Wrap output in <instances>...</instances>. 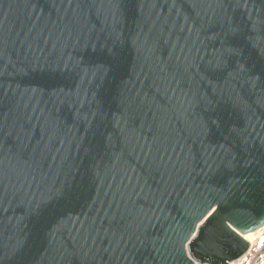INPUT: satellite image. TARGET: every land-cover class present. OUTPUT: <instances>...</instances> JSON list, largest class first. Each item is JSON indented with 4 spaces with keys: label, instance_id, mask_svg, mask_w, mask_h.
I'll list each match as a JSON object with an SVG mask.
<instances>
[{
    "label": "water",
    "instance_id": "obj_1",
    "mask_svg": "<svg viewBox=\"0 0 264 264\" xmlns=\"http://www.w3.org/2000/svg\"><path fill=\"white\" fill-rule=\"evenodd\" d=\"M45 3L0 0L6 66L0 79L4 153L14 165L13 154L19 147L16 121L25 105H30L29 113L34 107L37 114L43 110L50 131L58 132L56 159L48 161L51 167L46 166L35 179L31 175L19 183L13 179L0 203V264H177L176 234L214 198L204 191L205 149L219 152L228 140L242 157L264 159V149L252 134L254 128L261 132L264 125V106L258 101L264 85V55L247 46L246 72L226 86L221 81L219 89L197 92L184 85L175 94L157 95L149 87L150 71L154 73L160 60L167 59V52L163 47L153 52L145 41L152 14L161 11V6L154 8L153 0H115L105 6L98 21L91 20L90 39L77 41L54 26L42 36L32 30L30 18L46 12ZM227 11L247 28L250 14L264 16V0H248L247 10L241 6ZM149 92L156 97L159 119L169 126L173 139L186 144L189 164L174 175L175 189L169 187L171 195L160 204L162 212L157 211L151 220L152 243L123 255H105L91 242L85 245L72 222L83 218L100 184L111 180L117 157L123 154L129 166L135 167L136 158L129 155L131 143L135 135L148 132L145 120L152 119L146 115L147 108L141 110L137 98ZM44 123L33 118V141L40 139ZM231 129L249 139L246 147L232 139ZM260 169V163L242 167L230 178L236 182L228 194L230 203L247 206L235 212V223L214 222L223 246L221 255L239 252L235 257L239 259L249 247L244 234L264 225V200L253 195L260 184ZM146 179L153 190L161 187L159 176ZM229 223L239 233L238 239L231 230L224 232ZM205 263L229 264L219 256L201 262Z\"/></svg>",
    "mask_w": 264,
    "mask_h": 264
},
{
    "label": "snow or ice",
    "instance_id": "obj_2",
    "mask_svg": "<svg viewBox=\"0 0 264 264\" xmlns=\"http://www.w3.org/2000/svg\"><path fill=\"white\" fill-rule=\"evenodd\" d=\"M114 2L115 0H46V12L42 11L35 20L30 18L32 30L39 31L42 36L49 30V26H54L62 34L67 33L70 38L75 36L77 41L90 39L93 31L90 27L91 20L95 17L98 21L105 6ZM247 4L248 0H162L161 5V0H153V7L161 6L162 10L153 12L154 18L148 28L145 44L153 52L163 47L167 52V59L160 60L154 73L150 71L153 76L150 89L155 88L157 95L161 92L167 95L168 92L175 94L184 85L195 87L199 92L203 88L219 89L221 81L225 86L235 82L241 73L246 72L247 46L257 48L264 55V16L252 17L250 14L248 27L242 28L234 17L228 15L227 9H239L243 6L247 10ZM2 27L3 22L0 21V79L6 72ZM260 87L258 101L260 106H264V85ZM137 99L141 110L147 108L146 115L152 119L150 122L145 120L148 132L135 135L134 142L131 143L129 155L135 156V167L129 166L123 154L117 157L111 180L106 178L100 184L83 218L77 217L72 222V229L78 238L85 245L91 242L93 248L103 251L105 255H123L152 243L151 233L148 231L151 220L157 211L162 212L160 204L166 196L171 195L169 187L175 189L174 175H178L189 164L184 151L186 144L174 140L169 126L159 119L161 110L156 104V97L149 92ZM29 107L30 105H25L23 114L17 116L19 147L13 154L14 165L0 143V203L8 195L13 179L17 183L21 179L26 181L29 175L35 179L36 174L42 173L46 166L51 167L48 164L50 157L53 161L56 159L53 150L58 132L50 131L48 118L43 110H39L37 114L38 109L34 107L29 113ZM33 118L45 122L41 125L43 134L35 141L30 131ZM3 125L4 119L0 117V130ZM260 127L261 132H264V125ZM261 132H256L254 128L252 134L264 149V135ZM229 135L237 144L246 147L249 143V139L236 129H231ZM225 145L227 146L220 147L219 152L213 149L208 153L205 149L208 158L201 169L206 178L204 191L214 198L176 234L173 250L177 264H201L202 261L217 256L221 261L236 264L235 257L239 252L221 255L223 246L214 222L220 220L223 225L225 220H232L235 223V212L247 206L245 203H230L228 195L236 183L230 178L235 176L238 169L250 168L260 163V184L253 195L264 200V159L257 162L252 158L242 157L228 140ZM148 176H159L161 187L153 190L146 179ZM138 205L141 206L139 210ZM144 209L151 211L153 216H149ZM229 230L238 239L239 233L232 223L224 228V232Z\"/></svg>",
    "mask_w": 264,
    "mask_h": 264
},
{
    "label": "built area",
    "instance_id": "obj_3",
    "mask_svg": "<svg viewBox=\"0 0 264 264\" xmlns=\"http://www.w3.org/2000/svg\"><path fill=\"white\" fill-rule=\"evenodd\" d=\"M236 264H264V225L249 241L248 249L236 260Z\"/></svg>",
    "mask_w": 264,
    "mask_h": 264
},
{
    "label": "bare ground",
    "instance_id": "obj_4",
    "mask_svg": "<svg viewBox=\"0 0 264 264\" xmlns=\"http://www.w3.org/2000/svg\"><path fill=\"white\" fill-rule=\"evenodd\" d=\"M261 227L257 228L256 230H253V231H251L249 233L244 234V237H248L247 240L251 241L253 239V237L255 236V234L260 230Z\"/></svg>",
    "mask_w": 264,
    "mask_h": 264
}]
</instances>
